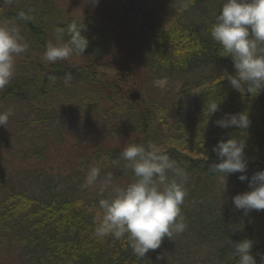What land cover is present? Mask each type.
Segmentation results:
<instances>
[{
	"label": "trees",
	"instance_id": "1",
	"mask_svg": "<svg viewBox=\"0 0 264 264\" xmlns=\"http://www.w3.org/2000/svg\"><path fill=\"white\" fill-rule=\"evenodd\" d=\"M222 3L223 0H164L159 4L154 22L147 28L146 60L158 72L187 77L168 105L148 102L136 110L123 101L117 81L103 80L94 65L74 66L63 60L27 66L22 75L0 91V103L16 100L34 106L59 94L94 109L110 102L116 135L131 136L130 144L151 142L163 146L186 170L187 196L181 214L189 237L217 247L221 264H236L232 245L250 239L251 254L257 264H264V225L259 221L264 210L245 213L233 209L226 205L218 188L226 180L241 188V193L251 191L249 180L256 172L264 171V90L257 96L241 94L227 79L223 80L225 70L235 74L233 61L210 35ZM0 11L2 19L23 29L33 52L43 59L46 45L57 41L58 29L64 33L61 43L69 39L67 27L74 21L85 26L82 34L89 43L83 54H109L114 49V35L98 16L88 14L83 20H65L53 0H13L11 4L0 0ZM20 12L26 13L28 19H20ZM66 73L73 77L68 85ZM212 102L219 103L220 110L208 116L207 107ZM243 112L250 120L247 129L221 128L215 123L225 114ZM233 137L246 140L249 164L246 173L224 176L211 169L213 163L219 162L212 149L219 141ZM94 156L99 161L123 164L113 149L97 148ZM242 174L248 180L242 182ZM101 214L88 197L56 192L46 196L12 193L0 204V225L22 245L21 264H139L142 259L133 255L126 238L96 236Z\"/></svg>",
	"mask_w": 264,
	"mask_h": 264
},
{
	"label": "rangeland",
	"instance_id": "2",
	"mask_svg": "<svg viewBox=\"0 0 264 264\" xmlns=\"http://www.w3.org/2000/svg\"><path fill=\"white\" fill-rule=\"evenodd\" d=\"M53 1L65 20H83L88 14L98 16L115 40L112 53L73 55L63 61L74 66L94 65L95 72L103 80L117 81L123 101L136 110L148 102L168 105L176 98L187 77L158 72L146 60L147 28L154 22L158 6L164 0ZM1 14L0 11V22L7 21ZM17 26L29 48L16 57L17 70L12 80L24 73L27 66L44 61L33 52L28 37ZM107 64L111 67L106 68ZM136 94H140L139 98L133 99ZM116 100L113 95V101ZM104 105L94 109L61 94L36 102L34 106L16 100L1 102L0 112L11 108L13 115L6 125L0 126V204L12 193L46 196L56 192L88 197L96 204L97 212L102 213L98 205L102 198L99 192L103 190L104 197L111 194V186L104 183L105 178L111 174V183L120 186L133 179L131 171L125 170L126 162L122 158L123 164L117 165L107 159L99 161L94 156L96 149L101 147L116 150L120 156L130 144L131 136L120 137L114 131L113 125L117 123L111 114L110 102ZM90 166L101 168L100 179L95 186L84 188L82 185ZM218 188L224 194L226 205L236 209L232 198L242 192L241 188L226 180H222ZM261 213L259 221L264 225V213ZM9 231L0 225V264H21L22 245ZM216 249L192 239L184 231L171 239L165 237L160 248L150 250L139 264H221Z\"/></svg>",
	"mask_w": 264,
	"mask_h": 264
},
{
	"label": "clouds",
	"instance_id": "3",
	"mask_svg": "<svg viewBox=\"0 0 264 264\" xmlns=\"http://www.w3.org/2000/svg\"><path fill=\"white\" fill-rule=\"evenodd\" d=\"M7 2L11 4L13 0ZM19 18L28 19V15L20 12ZM84 27L75 21L69 24V39L64 43L49 42L44 60L55 63L73 55L82 56L89 43L82 34ZM210 35L233 61L235 74L225 70L223 80L227 79L230 86L241 94L257 96L264 90V0H223ZM63 36V31L58 29L57 40H62ZM28 48L29 43L16 24L0 22V89L10 84L17 70L16 57ZM64 79L68 85L73 79L72 74L66 73ZM219 110V103H210L208 116ZM12 115L11 108L0 112V126L6 125ZM215 123L221 128L235 126L247 129L250 120L243 112L225 114ZM245 148L243 137L219 141L212 149L219 161L211 165L212 171L224 176L246 173L249 161ZM120 157L126 162L125 170L131 171L133 179L120 186L111 183V174L105 178L104 183L111 186V194L104 197L103 190L99 192L102 198L98 205L102 214L97 218L95 234L99 239L107 236L117 240L126 238L133 255L143 259L150 250L160 248L165 237L171 239L186 230L181 206L187 196V172L163 146L151 142L147 145L128 144ZM100 174L99 166H90L82 187L95 186ZM239 179L243 182L248 177L242 174ZM249 187L251 191L232 198L234 207L245 213L264 210V171H258L251 177ZM252 247L250 239L232 245V257L236 264H257L251 254Z\"/></svg>",
	"mask_w": 264,
	"mask_h": 264
},
{
	"label": "water",
	"instance_id": "4",
	"mask_svg": "<svg viewBox=\"0 0 264 264\" xmlns=\"http://www.w3.org/2000/svg\"><path fill=\"white\" fill-rule=\"evenodd\" d=\"M140 94H136L133 96V99L139 98Z\"/></svg>",
	"mask_w": 264,
	"mask_h": 264
}]
</instances>
